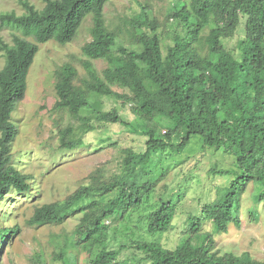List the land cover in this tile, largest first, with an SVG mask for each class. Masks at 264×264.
<instances>
[{
    "label": "trees",
    "instance_id": "16d2710c",
    "mask_svg": "<svg viewBox=\"0 0 264 264\" xmlns=\"http://www.w3.org/2000/svg\"><path fill=\"white\" fill-rule=\"evenodd\" d=\"M108 1L41 0L44 4L37 8L20 0L21 14L0 12V26L21 32L13 35L12 43L0 37V201L32 191L34 177L17 167L10 149L15 134L12 112L25 95L38 43L71 41L90 15L91 40L81 47L88 78L75 84L76 68L62 64L55 72L53 110L74 117L80 108L91 106L92 81L97 78L91 59H105L103 81L130 92L107 89L108 94L131 103L141 123L153 126H141L147 135L143 151L125 149L121 174L107 180L91 174L88 184L63 200L36 207L28 223L59 224L81 214L54 254L63 264H80L81 254L83 264H264L247 253L219 254L212 237L213 232H226L230 224L240 226V197L250 181L256 188L254 198L264 202V0H173L166 31L152 17L150 0L122 26L110 28L103 13ZM120 35L128 38L129 46H117ZM236 36L229 47L227 40ZM164 37L170 40L165 53ZM145 88L150 95L141 98ZM103 115L130 127L115 110ZM160 122L163 134L155 129ZM195 136L202 147L233 155L236 169L217 172L232 179L214 200L187 214L178 242L170 249L157 236L172 228L179 198L175 196L182 195L181 189L159 196L152 205L147 201L167 175L162 160L180 153ZM135 212L143 232L125 231L121 235L126 241L108 248L112 229ZM249 213L255 216L254 209ZM206 221L210 232L202 231ZM17 231L18 226H6L0 217V254L2 244ZM129 249L131 255L121 259V252ZM36 264H45L40 254Z\"/></svg>",
    "mask_w": 264,
    "mask_h": 264
},
{
    "label": "rangeland",
    "instance_id": "374dc122",
    "mask_svg": "<svg viewBox=\"0 0 264 264\" xmlns=\"http://www.w3.org/2000/svg\"><path fill=\"white\" fill-rule=\"evenodd\" d=\"M37 8L43 6L41 0H26ZM147 0H109L103 13L106 24L113 28L122 26L124 21L140 10L141 4ZM20 0H0V12L15 11L21 14L24 8ZM151 15L165 31L172 21L167 19L168 10L173 0L148 1ZM92 18L87 15L78 28L75 37L65 43L58 44L49 40L38 43L26 78V91L12 112L15 126L14 138L10 152L13 162L23 172L34 177L32 191L27 195L15 194L12 198L0 201V217L6 226H18V231L2 244L1 264H36L39 254L45 264H63L54 258L66 235H69L79 221L80 213L68 216L63 222L35 225L28 223L36 207L45 203L61 201L77 188L90 182L91 174L100 175L103 179H111L121 174L125 149L135 152L145 149L147 135L141 126L152 127L153 124L142 121L131 110V103L108 94L111 89L119 94L130 92L127 88L109 85L102 79V70L106 68L105 59H91L97 78L92 81V105L82 107L72 117L65 111L53 110L56 99V70L64 63H71L77 70L75 84L88 78L82 61L85 56L81 47L91 40L90 27ZM21 35L20 30L10 26H0V37L12 43L13 35ZM33 41L32 37H27ZM237 40H227L233 47ZM129 46L126 36L120 35L118 45ZM170 40H162L163 52H166ZM116 48V47H114ZM4 57L0 52V68ZM145 88L141 98L150 95ZM116 111L130 127L113 122L104 116L105 112ZM163 122L156 123V132H165ZM69 126L68 131L64 129ZM167 175L157 182L147 202L152 205L159 196L168 197L172 192L181 189L182 195H174L177 200V211L170 230L157 236L167 248H174L185 227L188 213L206 202L214 200L220 188L232 179L231 175L217 173L219 170L236 169L235 158L221 148L202 147L199 137H192L183 150L167 161ZM164 166L159 164L157 167ZM255 184L250 181L240 197V226L230 224L226 232H213L214 250L219 254L231 252L236 255L247 253L256 260H264V202L256 201ZM113 194V193H112ZM110 194V195H112ZM109 195L105 196L108 197ZM255 210L251 216L249 210ZM120 222L112 229L108 248L115 247L119 241H126L121 235L127 231L137 235L143 232L141 220L137 213ZM3 216V218H2ZM202 231H212L211 223L206 221ZM131 249L122 251L120 258L131 255ZM84 254L79 262L83 264ZM127 264H131L130 262Z\"/></svg>",
    "mask_w": 264,
    "mask_h": 264
}]
</instances>
